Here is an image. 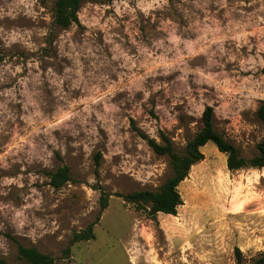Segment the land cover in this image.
Segmentation results:
<instances>
[{
	"label": "rangeland",
	"instance_id": "374dc122",
	"mask_svg": "<svg viewBox=\"0 0 264 264\" xmlns=\"http://www.w3.org/2000/svg\"><path fill=\"white\" fill-rule=\"evenodd\" d=\"M0 0V259L19 243L58 264H246L264 250V167L230 170L213 141L180 183L177 214L116 193L172 174L141 132L176 150L202 127L257 154L264 127V0ZM70 167L60 188L50 173ZM108 206L101 210V198ZM98 219V220H97ZM97 220L95 237L72 242ZM70 251L65 253V248Z\"/></svg>",
	"mask_w": 264,
	"mask_h": 264
},
{
	"label": "trees",
	"instance_id": "16d2710c",
	"mask_svg": "<svg viewBox=\"0 0 264 264\" xmlns=\"http://www.w3.org/2000/svg\"><path fill=\"white\" fill-rule=\"evenodd\" d=\"M87 1L92 0H56L54 4L55 23L67 28L73 23L79 22V11L83 3ZM104 1L111 2L113 0ZM257 115L264 127V100L261 101L258 107ZM202 123V127L187 141L183 151L176 150L172 138L163 131L159 134L161 141L141 132V136L148 141L155 152L169 157L172 174L155 189L135 190L128 193L117 192L116 194L123 197L127 202L144 203V205L149 206L153 216L160 212L177 214L178 207L183 204L179 185L188 176L192 166L204 159L205 154L202 148L209 141H213L221 152L227 154V166L230 170L264 167V140L258 145L257 154L247 158L241 154L239 148L233 142L215 128L214 108L212 106L206 107L202 116ZM50 176L51 184L56 188H60L71 179L70 167L65 164L56 172L50 173ZM107 206L108 196H102L101 210ZM97 220L90 223L83 230L75 232L72 242L94 238V227ZM64 251L68 253L70 246H67ZM235 254L237 264H246L243 252L239 247H236ZM17 257L20 260L19 262L13 263L0 259V264H58L56 258L51 254L43 252L35 246H27L21 243L18 245ZM263 262L264 250L260 257L251 264H261Z\"/></svg>",
	"mask_w": 264,
	"mask_h": 264
},
{
	"label": "bare ground",
	"instance_id": "6f19581e",
	"mask_svg": "<svg viewBox=\"0 0 264 264\" xmlns=\"http://www.w3.org/2000/svg\"><path fill=\"white\" fill-rule=\"evenodd\" d=\"M138 255V252L136 251V253H135V256L133 257V259H131V261L134 263V264H137V255Z\"/></svg>",
	"mask_w": 264,
	"mask_h": 264
},
{
	"label": "water",
	"instance_id": "95a60500",
	"mask_svg": "<svg viewBox=\"0 0 264 264\" xmlns=\"http://www.w3.org/2000/svg\"><path fill=\"white\" fill-rule=\"evenodd\" d=\"M261 264H264V262H263V263H261Z\"/></svg>",
	"mask_w": 264,
	"mask_h": 264
}]
</instances>
